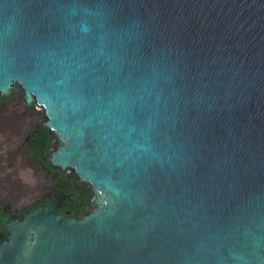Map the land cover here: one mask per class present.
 I'll use <instances>...</instances> for the list:
<instances>
[{
	"label": "water",
	"instance_id": "1",
	"mask_svg": "<svg viewBox=\"0 0 264 264\" xmlns=\"http://www.w3.org/2000/svg\"><path fill=\"white\" fill-rule=\"evenodd\" d=\"M15 82L94 198L11 216L0 264H264V0H0Z\"/></svg>",
	"mask_w": 264,
	"mask_h": 264
},
{
	"label": "bare ground",
	"instance_id": "2",
	"mask_svg": "<svg viewBox=\"0 0 264 264\" xmlns=\"http://www.w3.org/2000/svg\"><path fill=\"white\" fill-rule=\"evenodd\" d=\"M12 86L14 88H10L9 94H2V91H0V114L6 111L11 112L15 103L13 101L15 97L19 96L23 99L26 108L36 105L42 109V121L47 122L50 120V117L46 114V107L38 104L37 96L33 92H31V97L34 101L32 104H28L25 99L26 92L23 84L15 82V84H10V87ZM15 88L18 90L17 92H15ZM25 116L29 121L32 120L34 117L33 110H27ZM42 121L32 127L24 128L19 139L13 138L15 139L12 141V143H15L14 147L20 148V157L17 160L9 161L7 172L3 171L0 164L1 178L5 182L4 185L11 188L30 187L34 183L39 185L38 189L34 188V190H38L39 198L35 197L34 194L19 199H15V197L0 198V238L5 240H10L8 230L11 226L8 222H10L11 216H15L20 222H23L26 219L27 212L35 213L42 206H52L57 215L68 216L82 222L87 216L88 208L94 198V188L91 182L83 180L77 173L76 167L68 166L63 169L60 165L51 164L50 159L57 149L58 142L52 130L44 125ZM44 132H47L50 136V139L46 142H43V139L46 140ZM4 136L0 133V149H3L1 143ZM15 136L17 137L16 132ZM48 143H50V147L44 153V144ZM4 147H8V145H4ZM4 174L7 176L3 177ZM33 176L37 179V182H35ZM31 199L32 203L29 202Z\"/></svg>",
	"mask_w": 264,
	"mask_h": 264
},
{
	"label": "rangeland",
	"instance_id": "3",
	"mask_svg": "<svg viewBox=\"0 0 264 264\" xmlns=\"http://www.w3.org/2000/svg\"><path fill=\"white\" fill-rule=\"evenodd\" d=\"M13 103H14V106H12L13 108L11 109V112L6 111L0 114V133L1 135L3 134L5 135L4 140L2 139L3 141L1 143V146H3V149L2 148L0 149V162H1L0 164H1V167H3V171L5 170V172H7L6 170H8L9 161L17 160V158L20 157V151H19L20 148L14 147L15 143H12V141L15 139L13 138L19 139L21 137V134L23 132L22 130H24V128L32 127L36 124H39L43 120V112L40 107L33 105L31 108H26L25 104L23 103V99L19 96L15 97V100L13 101ZM29 109L33 110L34 112V117L30 121L25 116V112ZM15 132L17 133V137L15 136ZM3 143L4 145H8V147H4ZM5 148L6 150L4 151ZM5 176L7 175L4 174L3 177ZM35 182H37L36 178H35ZM4 183L5 182L3 178H1V169H0V198L15 197V199H19V198H25L26 196L30 197L33 194L35 197L39 196L38 190L37 191L34 190L35 187L37 189L39 187L37 183L36 184L34 183L33 185H31L32 187L31 186L30 187L20 186L19 188L17 187L11 188V187L4 185ZM31 201L32 199L29 202Z\"/></svg>",
	"mask_w": 264,
	"mask_h": 264
},
{
	"label": "trees",
	"instance_id": "4",
	"mask_svg": "<svg viewBox=\"0 0 264 264\" xmlns=\"http://www.w3.org/2000/svg\"><path fill=\"white\" fill-rule=\"evenodd\" d=\"M44 134H45V138H46V140L45 139H43V142H46L47 140H49L50 139V136H49V134L47 133V132H44ZM49 144V145H48ZM48 144H44V153H45V151H47L48 150V147H50V143H48ZM33 151V150H32ZM34 152V151H33Z\"/></svg>",
	"mask_w": 264,
	"mask_h": 264
}]
</instances>
